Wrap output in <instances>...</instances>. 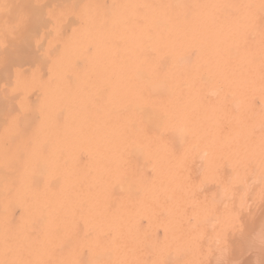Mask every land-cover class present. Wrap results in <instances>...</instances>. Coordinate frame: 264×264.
<instances>
[{"label":"bare ground","instance_id":"6f19581e","mask_svg":"<svg viewBox=\"0 0 264 264\" xmlns=\"http://www.w3.org/2000/svg\"><path fill=\"white\" fill-rule=\"evenodd\" d=\"M21 31L7 89L34 121L0 124V264L220 261L264 175V0H0Z\"/></svg>","mask_w":264,"mask_h":264},{"label":"rangeland","instance_id":"374dc122","mask_svg":"<svg viewBox=\"0 0 264 264\" xmlns=\"http://www.w3.org/2000/svg\"><path fill=\"white\" fill-rule=\"evenodd\" d=\"M22 31L20 32V33H15V34H13L12 36H5V35H3V34H1L0 33V124H2V126L9 120V118H11V117H15V119L17 120V122H18V126H19V128H18V130H19V132L20 133H22V132H25L27 129H28V127L29 126H31L32 125V123H33V121H34V114L30 111V110H27V109H25L24 107H23V104H22V101H21V99H19L20 98V95H17V94H15V93H11L10 91H9V89H7V87L9 86L8 84H7V82L11 79V77H12V71H13V69L14 68H16V67H19L20 66V64H17V63H15L14 61H12V60H7V59H5L4 58V56L5 55H8L9 54V56H11L12 55V53L13 52H15V51H17V53H18V55H19V57H21V56H23L24 54H25V49H23L21 46H19V45H16V43H21V40H22ZM16 64L18 65V66H16ZM22 68H26L27 66H21ZM26 98H27V100L28 101H32V99H33V95H32V93H29V95H27L26 96ZM3 139L5 140V141H8L9 140V138L7 137V136H5V135H3ZM225 169V168H224ZM228 169V168H227ZM223 170V169H222ZM221 170V171H222ZM225 171H227L228 173H226V174H229L230 173V171H229V169L228 170H224V172ZM223 173V172H222ZM221 173V174H222ZM220 174V175H221ZM263 174H264V172H263ZM221 176H223V174L221 175ZM224 176H225V173H224ZM227 176V175H226ZM251 177V175H247V177L246 178H249V177ZM264 175H262V176H260V177H258V179H256V181H255V184H253L254 182L252 181V180H250L251 178H249V180H244V181H246V182H244L245 184L246 183H248L247 181H249L250 183L248 184V186L250 185H256V184H260V186H251V189H253L254 187V190H253V192H251V189H250V194H249V196L251 195L252 196V194L254 193V196H257L258 197V195H259V197L258 198H255L254 196H250V198L249 197H247L248 199L246 200V198H245V196H248V188L250 187H247L245 184L244 185H242V187H241V190H243V187H244V189L247 187V189H245V191L243 192L242 191V194L243 193H246L245 195H244V197H243V195L240 193L241 191H240V188H239V190L238 191H240L239 193V195H238V197H240V195H242V197L243 198H245V200H244V202L245 201H247V202H245V203H248V205L246 204V206H244L245 204L243 203V201H242V197H240L239 199H241L240 201H238V202H235V203H237V204H232V205H234L235 206V208L237 209H235V210H231V208H232V205H230L231 206V208L229 209L230 210V212L232 211H234L233 213H234V216H232L233 215V213H232V217H233V219L231 220V221H233L234 220V218H235V215H237L236 213L238 212V210H242L243 208H241V207H244V209H243V212H241V210L238 212L239 213V215L238 216H236V219H237V217L238 218H240L238 221H240V223H239V226L241 227V231H240V233H242V235H240V236H244L245 235V238H247V239H245V240H247L248 241V239H250V238H252V236L254 235V238H255V233L256 232H258L257 230L260 228L259 226H260V224H261V222H260V220L262 221V219L261 218H264V177H263ZM258 180V181H257ZM258 182V183H257ZM252 183V184H251ZM236 186H235V188L236 187H238V183H236L235 184ZM262 186H263V189H262ZM232 187H233V185H232ZM231 187V188H232ZM239 187H240V184H239ZM253 187V188H252ZM260 187V188H259ZM234 187H233V189H235ZM238 189V188H237ZM261 189L263 190V191H261ZM232 190V189H231ZM259 191L258 192V195H257V192H254V191ZM234 191H237L236 189L234 190ZM237 191V192H238ZM236 192V193H237ZM262 192V193H261ZM235 193V192H234ZM235 193V194H236ZM260 193H261V195H260ZM232 194H233V192H232ZM235 194H233L234 196H235ZM232 197V198H234V199H236V198H238L237 196H235V197ZM229 198V197H228ZM227 198V199H228ZM231 198V197H230ZM232 198L231 199H229V201L230 200H232ZM254 198V199H253ZM234 199H233V202H234ZM239 199H236V200H239ZM261 200V201H260ZM227 201V200H226ZM228 201V202H229ZM227 202V203H228ZM231 203H232V201H230ZM226 203V205H228V208H229V204H231V203ZM242 204V206H241V204ZM252 202H253V204H252ZM238 203H239V208L240 209H238ZM246 208V209H245ZM250 208H251V211H250ZM262 209H263V211H262ZM245 210V211H244ZM250 211V212H249ZM246 212V213H245ZM243 213H245V214H243ZM252 213V214H251ZM255 213V214H254ZM247 214V215H246ZM258 215V216H257ZM242 216V217H241ZM251 216V217H250ZM231 217V218H232ZM249 217L251 218V219H249ZM253 217V218H252ZM258 217V218H257ZM261 217V218H260ZM259 218H260V220H259ZM230 218H228V221H230L229 220ZM235 219V221H237ZM246 219V220H245ZM254 219V220H253ZM225 220H226V218H225ZM224 220V221H225ZM255 220H259L258 221V224H256L257 223V221H255ZM264 220V219H263ZM227 221V220H226ZM235 221H233V224H232V222H230V223H228L227 222V229L226 230H228L229 232L228 233H230V234H233L234 235V233L236 232V228L235 227H237L238 226V221L235 223ZM255 221V222H254ZM234 223H235V225H237V226H235L234 228H231V227H233L234 226ZM263 224H261V227H262V225H264V221L262 222ZM230 224H232L233 226H229ZM252 225H253V227L256 225H258L257 227L255 226L254 228L255 229H253V227H252ZM226 226V225H225ZM228 226H229V228H228ZM238 226V228H240ZM249 226V227H248ZM231 228V229H230ZM257 228V229H256ZM234 229V230H233ZM253 229V230H252ZM262 230H264V227L263 228H261ZM261 229L259 230V231H261ZM225 230V228H224V233L226 234V236H228V237H226L225 236V234L224 233H220V234H224V235H222V236H224V238H226L227 239V243H219L222 239H224L222 236H221V238H220V240H218L217 241V252L219 251V249L221 250V248L222 247H227V246H229V247H227V248H230L231 247V250L229 251V249H227V252H225L224 253V250H223V253H222V258H221V264H254L256 261H254L253 259H254V251L256 250V251H258V249L259 248H261V245H262V249H260V251L261 250H263L262 251V253H264V244H262V243H264V242H262L261 243V245H258V243H259V240L257 239V237L255 238V240L256 241H258V243L257 242H255L253 239H252V242L251 241H249L250 243H253V241H254V243L253 244H250V243H247V241L246 242H244L243 243V241L239 238V230L237 229V236L236 235H234V237L233 238H231L232 237V235H231V237H230V234H227L226 231ZM230 230H231V232H230ZM250 230H251V232H250ZM256 230V232L253 234V232ZM226 231V232H225ZM233 231V232H232ZM220 232H223V230L222 231H220ZM261 232H263V231H261ZM260 232V233H261ZM235 233V234H236ZM245 233H248V235H250V234H253L251 237L250 236H246V234ZM260 233H256V234H260ZM264 233V232H263ZM263 233H261V236L260 237H262L264 234ZM244 234V235H243ZM263 234V235H262ZM220 237V236H219ZM260 237H258L259 239H261ZM237 240V241H236ZM238 240H240V242L238 241ZM243 240H244V238H243ZM244 240V241H245ZM264 240V239H263ZM224 240H222L221 242H223ZM262 241V240H261ZM260 241V242H261ZM242 242V243H241ZM238 243V244H237ZM239 243H240V245H239ZM250 244V245H252V246H250V247H254L253 245L255 244V243H257L255 246H257V248L256 247H254L255 248V250L254 249H252V250H250V252H248V251H246V250H248V248H250L249 246H248V248H246L247 247V244ZM219 244V245H218ZM225 245V246H223V245ZM228 244V245H227ZM242 244H244L245 246L243 247V245ZM260 244V243H259ZM227 245V246H226ZM222 246V247H221ZM242 246V248H244V251H243V249L241 248L240 249V247ZM220 247V248H219ZM216 248H211L210 250H211V252H213V250H215ZM223 249H225V248H223ZM209 250V251H210ZM211 252H208V253H205L203 256H207L208 257V255H210V254H212ZM215 252H216V250H215ZM214 252V253H215ZM253 253V255H252V253ZM210 253V254H209ZM219 253H221V251L219 252ZM228 253H230V254H228ZM242 253V254H241ZM245 253V254H244ZM258 253H260V254H258ZM217 254V253H216ZM216 254H212L213 256L215 255V257H217L216 256ZM247 254V255H246ZM257 255L258 256H260L261 255V252H257ZM211 256V255H210ZM227 256V257H226ZM257 256V257H258ZM219 257V256H218ZM217 257V258H218ZM220 257H221V255H220ZM220 257L217 259V261H215V260H211V259H214V257L212 258V257H208L209 258V260H210V262H208V264H215V263H213L214 261L215 262H220V261H218L219 259H220ZM224 257V258H223ZM261 257L264 259V256H263V254L261 255ZM201 258V257H200ZM200 258H199V260H200ZM206 257H202V260H198V264L199 263H201L202 261H205V260H207V259H205ZM252 258V259H251ZM222 259H226V260H222ZM232 259V260H231ZM255 259H256V257H255ZM257 259H259V258H257ZM256 259V260H257ZM261 259V258H260ZM260 259H259V261H260ZM209 260H207V261H209ZM230 260V261H229ZM212 261V262H211ZM225 261V262H224ZM253 261H254V263H253ZM206 262V261H205ZM223 262V263H222ZM227 262V263H226ZM264 262V261H263ZM262 262V260H261V262H260V264L261 263H263ZM259 262H256V264H258ZM202 264V263H201ZM204 264V263H203ZM205 264H207V262L205 263Z\"/></svg>","mask_w":264,"mask_h":264}]
</instances>
